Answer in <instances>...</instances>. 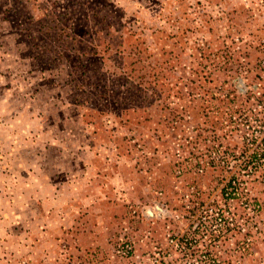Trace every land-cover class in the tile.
Returning <instances> with one entry per match:
<instances>
[{
	"label": "rangeland",
	"instance_id": "obj_1",
	"mask_svg": "<svg viewBox=\"0 0 264 264\" xmlns=\"http://www.w3.org/2000/svg\"><path fill=\"white\" fill-rule=\"evenodd\" d=\"M263 121L264 0H0V264H264Z\"/></svg>",
	"mask_w": 264,
	"mask_h": 264
},
{
	"label": "trees",
	"instance_id": "obj_2",
	"mask_svg": "<svg viewBox=\"0 0 264 264\" xmlns=\"http://www.w3.org/2000/svg\"><path fill=\"white\" fill-rule=\"evenodd\" d=\"M263 124H264V121H263ZM260 141H263V143H264V133L262 134V136L260 138ZM260 149L263 151L264 150V146H261ZM181 243H182L181 244L182 248L184 249V253H183L184 256L187 255V253H188L187 250L191 249L192 247H193V249H192L193 252L198 251V249L196 248L197 247L196 244H192L191 242L189 243V240L186 239V238Z\"/></svg>",
	"mask_w": 264,
	"mask_h": 264
}]
</instances>
